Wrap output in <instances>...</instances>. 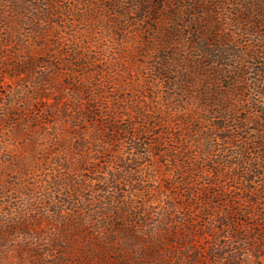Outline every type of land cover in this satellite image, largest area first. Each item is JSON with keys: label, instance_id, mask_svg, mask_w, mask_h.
I'll use <instances>...</instances> for the list:
<instances>
[{"label": "trees", "instance_id": "trees-1", "mask_svg": "<svg viewBox=\"0 0 264 264\" xmlns=\"http://www.w3.org/2000/svg\"><path fill=\"white\" fill-rule=\"evenodd\" d=\"M42 7H47L45 0H0V29H9L6 35L0 30V47L12 49L18 40L14 34L24 39L23 26L45 36L53 17ZM167 16L172 24L162 28V56L153 72L165 85L164 96L148 92L147 86L138 90L133 81L129 89L131 74L102 81L101 75L67 69L72 63H58L69 62L63 55L66 41L61 42L62 59L38 62L44 70L38 87L53 75L77 86L74 105L65 102L55 113L48 105L24 113L19 121L20 128L51 135L45 172L53 176L51 189L59 199L50 200L52 210L42 214L52 229L50 249L33 243L41 237L30 228L39 224L20 214L0 220L3 253L19 258L20 253L23 264H135L150 254L162 256L166 264L163 247L168 243L186 251L196 247L194 238L210 236L214 243L220 237L240 243L247 257L264 261V108L247 96L254 82L264 99V69L251 79L241 66L247 59L236 57L233 63L222 29L207 21H199L195 39L187 37L190 50L178 49V15L174 10ZM261 26L257 19L254 27ZM13 55L19 56L14 64L20 63V70L36 63L17 51ZM248 59L254 61L256 53ZM2 114L0 122L14 117L1 119ZM66 125L69 136L62 139L58 132ZM162 178L172 193L163 205L156 195ZM134 249L138 257L130 256ZM213 249L214 257L224 255Z\"/></svg>", "mask_w": 264, "mask_h": 264}, {"label": "rangeland", "instance_id": "rangeland-1", "mask_svg": "<svg viewBox=\"0 0 264 264\" xmlns=\"http://www.w3.org/2000/svg\"><path fill=\"white\" fill-rule=\"evenodd\" d=\"M45 3L47 7H42V11L47 15L49 9L53 17L50 18L52 25L46 27L45 36H40L36 28L23 26L19 33H23L24 39L14 34L13 37L18 40L12 44V49L0 47L1 119L14 115L0 122V220L16 219L20 214L33 219L39 226H32L30 230L37 231L41 237L33 243L46 246L50 243L48 239L52 229L47 220L42 219V214L52 210L50 200L55 202V198L59 199L51 189L53 176H50L49 171L45 172L47 159L52 152L49 148L52 144L51 135L31 127L20 128L19 121L24 113L29 115L49 108L48 105L54 113L57 106L61 107L65 102L74 105L73 89L77 86L74 82L67 84L60 75H53V79L42 82L41 87H38L44 71L38 62L44 59L49 61L50 56L62 59L63 55H68L69 62L60 60L58 63H72L67 68L69 70L80 68L81 71L101 75L102 81H105V77L116 76L123 80L122 77L131 74L128 79L131 80L129 89H132L133 81L138 90H146L147 86L148 92L157 91L164 96L165 85L154 79L153 72L162 56V28L170 26V17L167 15L175 10L178 15L175 26L182 32L176 36L175 47L185 52L190 50L187 37L188 40L193 37L194 31L199 29L200 20L211 22L215 28L222 29L220 37L227 39L226 45L231 51L230 60L234 63L236 57L247 59L241 66L251 79L257 78L256 71L264 69V0H45ZM122 13L128 16L124 18ZM48 18L44 21H49ZM257 19H262L263 26L254 27ZM0 30L5 35L9 32L5 26ZM36 35L42 40H37ZM21 40H25L24 46L29 51L21 46ZM62 46L63 55L60 54ZM16 51L26 59L32 58L30 60L36 62L34 67L20 70V63L15 67L14 61L19 59L18 55H13ZM253 51L256 53L254 61L248 59ZM227 85L225 82L224 87ZM256 88L253 82L247 96L256 100L260 109H263L264 99L257 95ZM68 126L60 128L58 132L62 139H68ZM25 161L31 162V165L27 162L30 167L25 166ZM55 169L60 171L58 167ZM165 186L162 178L161 187L158 186L156 191V195L161 196L162 205L167 196L172 194L165 190ZM18 239L24 242L26 238L20 235ZM207 239L209 241L194 238L196 247L186 251L184 247L177 248L168 243L163 247L166 264H175L178 256L181 257L179 264H264L262 260L247 257L249 254L241 251L245 248L240 243L233 244L220 237L215 244L210 241L213 237ZM214 247L219 248L224 255L214 257L211 253ZM137 249L130 250V256L134 254L138 257L135 254ZM145 249L147 246L143 247ZM175 251L177 254H174ZM51 255L47 257V262L53 261L54 253ZM18 256L22 258L20 253ZM20 258L14 252L3 253L0 250V264H23ZM135 264L164 263L162 256L156 259L155 254H150Z\"/></svg>", "mask_w": 264, "mask_h": 264}]
</instances>
